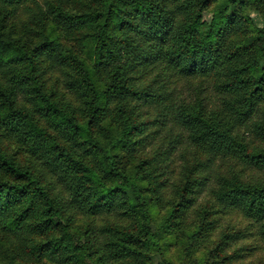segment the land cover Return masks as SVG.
<instances>
[{"label": "trees", "instance_id": "trees-1", "mask_svg": "<svg viewBox=\"0 0 264 264\" xmlns=\"http://www.w3.org/2000/svg\"><path fill=\"white\" fill-rule=\"evenodd\" d=\"M228 212L264 238V0H0V264H213Z\"/></svg>", "mask_w": 264, "mask_h": 264}, {"label": "rangeland", "instance_id": "rangeland-1", "mask_svg": "<svg viewBox=\"0 0 264 264\" xmlns=\"http://www.w3.org/2000/svg\"><path fill=\"white\" fill-rule=\"evenodd\" d=\"M250 18L255 26H260L261 19L257 13L251 12ZM219 164L220 162L216 161V165ZM173 165H177L176 159L173 160ZM169 193L170 188L162 195L163 201L169 197ZM208 198L207 192L202 194L197 205L203 204V201H209ZM217 218L219 219L217 229L211 233L209 239L204 240L198 246L199 255L206 253L217 244L222 234L221 231L233 226L239 229L242 235L213 264H264V238L260 233L259 224L247 221L236 212L220 213Z\"/></svg>", "mask_w": 264, "mask_h": 264}]
</instances>
